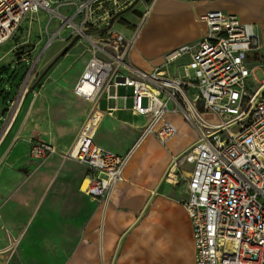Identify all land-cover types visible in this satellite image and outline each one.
Segmentation results:
<instances>
[{
	"label": "built area",
	"instance_id": "1",
	"mask_svg": "<svg viewBox=\"0 0 264 264\" xmlns=\"http://www.w3.org/2000/svg\"><path fill=\"white\" fill-rule=\"evenodd\" d=\"M55 1L0 0V45L41 10L63 16L68 36L78 35L89 44L90 58L73 91L92 106L67 154L87 168L82 191L108 204L123 180L132 150L117 154L99 146L95 136L102 95L106 92L108 101H124L114 89L132 87V113L149 119L141 138L155 134L165 146L177 133L176 126L164 120L169 113L181 114L197 132L193 146L173 160L166 174V181L173 182L181 166L191 165L185 208L195 264H264V79L255 89L249 83L259 68L250 63L260 61L264 68V62L258 56L260 36L254 24L209 10L202 16L206 36L165 55L164 64L190 58L182 75L170 76L160 67L143 70L129 58L153 3L143 0L139 28L129 40L113 25L139 0H60L74 4L69 17L53 8ZM21 91L8 105L9 117ZM54 153L52 143L31 141L33 158L43 161Z\"/></svg>",
	"mask_w": 264,
	"mask_h": 264
},
{
	"label": "crops",
	"instance_id": "2",
	"mask_svg": "<svg viewBox=\"0 0 264 264\" xmlns=\"http://www.w3.org/2000/svg\"><path fill=\"white\" fill-rule=\"evenodd\" d=\"M155 8L157 16L177 14L183 36L166 44L137 40L129 58L143 70L160 67L170 76L182 75L189 56H184L187 62L174 71L159 60L164 63L163 54L204 38L207 28L202 16L214 9L254 24L260 36L258 56L264 62V0H166ZM58 69L38 87L25 118L19 116L8 128L9 144L0 162V241L18 237L19 256L26 264H195L192 225L185 208L191 165L189 169L181 166L173 182L166 181V174L173 160L193 146L196 130L191 127L194 138L176 142L173 136L164 146L155 134L141 138L147 117L142 124L117 118L126 110L127 95L118 94L126 97L124 101H109L106 111L100 109L95 142L117 154L132 151L123 180L105 204L82 191L87 168L64 154L61 147L66 142L55 140L59 149L46 160L30 155L31 141L36 139L32 136L34 125L49 124L54 131L74 134L92 106L73 91L84 68L68 80L66 104L50 100V95L53 98L61 92L56 85ZM86 103L87 110H81ZM8 119L4 127L10 123Z\"/></svg>",
	"mask_w": 264,
	"mask_h": 264
},
{
	"label": "rangeland",
	"instance_id": "3",
	"mask_svg": "<svg viewBox=\"0 0 264 264\" xmlns=\"http://www.w3.org/2000/svg\"><path fill=\"white\" fill-rule=\"evenodd\" d=\"M149 5L154 0H145ZM166 0H155L150 15L147 18L145 24L141 27L140 33L136 42H140L144 39H150L155 44H166L171 41H177L183 36V30L179 27L178 15H156L155 6L159 3L162 4ZM74 4L72 2L56 0L53 8L59 13L69 17L73 13ZM145 10L143 0H139L134 6L119 14L117 20L113 25V29L117 30L128 37L131 34V38L135 31L139 28L141 11ZM63 16L55 14L50 11L41 10L39 13L28 16L22 23L21 28L16 34L7 42L0 45V162L5 155L8 148V128L15 122L19 116L24 119L27 115L31 102L37 92L38 87H35L36 80L41 78V85L50 74V72L58 68V81L56 85L60 89V93L53 98L50 95V100L59 102L61 105L66 104L65 97L67 93L68 80L78 75L80 71L85 68V62L87 63L90 58V52L88 48L89 44L81 37L79 40L68 50V52L59 58L55 63H52L56 57L67 47L75 36H68L69 28H66L63 20ZM62 29V32L59 30ZM130 33V34H129ZM55 34V35H53ZM95 38L97 35H93ZM130 38V39H131ZM135 42V43H136ZM134 43V44H135ZM35 45L34 50L30 51L31 46ZM25 46V53L18 55L17 51ZM165 54H163L164 58ZM87 60V61H86ZM162 66L167 67L169 71H174L176 66L185 64L187 62L186 57H181L171 64H164ZM34 65L32 68L31 65ZM258 65L256 70V78L251 77L249 83H251L253 89L259 85V81L264 79V68L262 62H251L250 66ZM47 70V71H46ZM23 85V88H22ZM40 85V86H41ZM22 90V91H21ZM113 90V89H112ZM115 90V89H114ZM18 101L13 108V112L10 115V123L6 127H3L8 113L2 114V110L13 100L17 95ZM117 94L127 95L126 110H123L117 117L120 121H132L135 124L145 123L146 117L136 116L131 113L129 107L131 106L132 87L119 86L116 89ZM264 97V91H263ZM34 102L31 106L28 116L34 114ZM110 102L104 94L99 99V108L102 111H106ZM89 104H83L81 110L86 111ZM67 106L65 107V109ZM89 112L91 107H89ZM88 112V114H89ZM66 113V111H63ZM88 117V115H87ZM166 119L175 123L178 127V132L174 135L176 142H185L195 137L196 133L192 131V126L188 123L181 121V117L178 114H166ZM75 122L70 123L71 127H74ZM81 129V128H80ZM80 131V130H79ZM79 131L74 134H66L60 130H52L49 124L34 125L32 129V136L36 139L47 140L53 142L55 140L59 143H65L63 148L64 154L74 148ZM31 136V137H32ZM66 139L63 141V139ZM56 146V145H55ZM56 151L59 149L56 146ZM185 167L189 169L187 163ZM183 165V166H184ZM181 169V168H180ZM4 238L0 241V264H26L20 259L18 251V237Z\"/></svg>",
	"mask_w": 264,
	"mask_h": 264
},
{
	"label": "water",
	"instance_id": "4",
	"mask_svg": "<svg viewBox=\"0 0 264 264\" xmlns=\"http://www.w3.org/2000/svg\"><path fill=\"white\" fill-rule=\"evenodd\" d=\"M134 6V5H133ZM133 6H131L130 8H128V9H126V10H124V11H122L121 13H124V12H126V11H128V10H130ZM120 13V14H121ZM113 21H114V18L111 20V24L113 23ZM79 38H80V36H75L74 38H73V40L70 42V44H69V46H67L57 57H56V59L52 62V63H55L57 60H59V58L60 57H62V56H64L67 52H68V50L79 40ZM34 48H35V45L33 44L32 46H31V49H30V51H32V50H34ZM26 51H25V46H22V48L20 49V50H18L17 51V54L18 55H22V54H24ZM34 65L32 64L31 65V67L30 68H32ZM47 71V70H46ZM9 107L8 106H6L3 110H2V114L4 115V114H6V113H9ZM8 117V116H7ZM5 123H6V120H5V122H4V124H3V126L5 125Z\"/></svg>",
	"mask_w": 264,
	"mask_h": 264
},
{
	"label": "trees",
	"instance_id": "5",
	"mask_svg": "<svg viewBox=\"0 0 264 264\" xmlns=\"http://www.w3.org/2000/svg\"><path fill=\"white\" fill-rule=\"evenodd\" d=\"M139 13H141V12H139ZM41 78L39 77L37 80H36V82H35V87H40V85H41ZM9 105V104H8ZM7 105V106H8Z\"/></svg>",
	"mask_w": 264,
	"mask_h": 264
},
{
	"label": "bare ground",
	"instance_id": "6",
	"mask_svg": "<svg viewBox=\"0 0 264 264\" xmlns=\"http://www.w3.org/2000/svg\"><path fill=\"white\" fill-rule=\"evenodd\" d=\"M153 5H154V2H153V4H152V7H153ZM264 90V84L261 86V88H260V91H263ZM174 164H172V166H173Z\"/></svg>",
	"mask_w": 264,
	"mask_h": 264
}]
</instances>
